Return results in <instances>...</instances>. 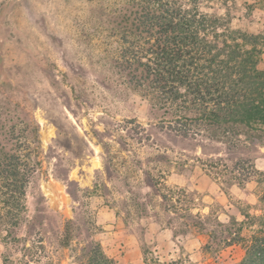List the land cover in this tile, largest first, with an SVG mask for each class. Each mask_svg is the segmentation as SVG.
<instances>
[{
	"label": "rangeland",
	"instance_id": "obj_1",
	"mask_svg": "<svg viewBox=\"0 0 264 264\" xmlns=\"http://www.w3.org/2000/svg\"><path fill=\"white\" fill-rule=\"evenodd\" d=\"M138 7L139 0H0V140L2 125L22 120L38 123L41 140L27 218L15 230L42 244L28 252L31 264H86L95 242L116 264H240L246 247L238 236L250 244L259 227L244 216L264 213L259 175L231 183L223 164L251 158L264 172V142L229 149L162 127L161 112L134 87L135 66L119 54ZM227 7L235 28L264 33L256 25L264 0H207L203 10ZM211 157L223 161L208 162L215 175L206 176L195 162ZM5 254L16 260L22 252L0 240V264Z\"/></svg>",
	"mask_w": 264,
	"mask_h": 264
},
{
	"label": "trees",
	"instance_id": "obj_2",
	"mask_svg": "<svg viewBox=\"0 0 264 264\" xmlns=\"http://www.w3.org/2000/svg\"><path fill=\"white\" fill-rule=\"evenodd\" d=\"M206 1L139 0L131 25L119 40V54L135 66L138 74L135 82L130 81L152 109L161 112L163 128L202 145L249 148L264 142V33L235 28L229 7L224 14L205 12ZM2 128L6 135L0 140V240L6 250L17 246L22 252L16 260L5 254L4 264H31L28 252L42 244L30 233L17 236L15 230L26 221L28 188L42 163L39 125L22 120ZM100 143L107 145L104 140ZM222 161L197 158L195 163L202 165L206 176H213L214 166L208 162ZM109 164L106 160V167ZM223 167L231 183L243 185L259 175L264 206V172L253 159L241 158L233 167ZM244 216L253 220L251 225L258 221L259 227L250 244L238 236L246 247L240 264H264V213ZM69 230L68 224L63 246L70 244ZM86 264H116V260L95 242Z\"/></svg>",
	"mask_w": 264,
	"mask_h": 264
},
{
	"label": "crops",
	"instance_id": "obj_3",
	"mask_svg": "<svg viewBox=\"0 0 264 264\" xmlns=\"http://www.w3.org/2000/svg\"><path fill=\"white\" fill-rule=\"evenodd\" d=\"M256 25H257V28L260 31H264V15L262 16V19L260 20V22H258ZM193 244H194V241L188 240L187 243H186V245H185V248L187 249L188 253H190L189 257L191 259L193 257H196L197 256V254H195V252H197V250L194 248L195 244L194 245Z\"/></svg>",
	"mask_w": 264,
	"mask_h": 264
}]
</instances>
